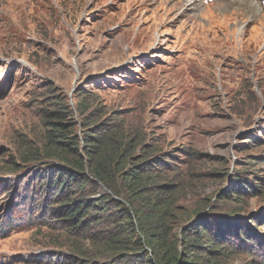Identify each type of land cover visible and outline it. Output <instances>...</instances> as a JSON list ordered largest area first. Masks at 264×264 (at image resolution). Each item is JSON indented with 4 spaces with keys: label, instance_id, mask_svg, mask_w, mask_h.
<instances>
[{
    "label": "rangeland",
    "instance_id": "1",
    "mask_svg": "<svg viewBox=\"0 0 264 264\" xmlns=\"http://www.w3.org/2000/svg\"><path fill=\"white\" fill-rule=\"evenodd\" d=\"M186 2L0 0V264L154 259L149 245L105 246L116 224L107 213L92 209L75 229L55 216L57 203L45 206L55 191L76 190L75 181L51 187L37 175L45 161L19 159L43 146L41 114L56 101L67 102L76 124L79 105L98 109L89 125L113 129L106 157L123 151L146 169L153 202V185L177 186L167 225L180 259L184 238L204 223L225 248H205L189 264H206L208 255L216 264H264V13L253 5L258 17L250 21L236 18L247 10L223 16L213 0L200 9ZM120 171L71 197H115V185L126 199Z\"/></svg>",
    "mask_w": 264,
    "mask_h": 264
},
{
    "label": "trees",
    "instance_id": "2",
    "mask_svg": "<svg viewBox=\"0 0 264 264\" xmlns=\"http://www.w3.org/2000/svg\"><path fill=\"white\" fill-rule=\"evenodd\" d=\"M85 100L84 95L82 101ZM77 110L81 116L77 124L67 102L56 101L51 110L42 113L41 119L45 125L43 146H29L26 155L19 160L41 163L45 161L42 173L37 175L51 187L57 185V189L69 181H75L76 190L83 189L86 185H91L94 178L107 184L106 176L116 167L122 170L120 172H124L122 177L130 195L125 199L115 185H110L109 188L115 197L107 196L92 200L80 198L77 201L71 197L76 190L68 187L63 193L55 191L45 204L47 208L52 203L58 204L55 216L61 217L62 222L70 223L73 228L78 229L87 225L86 217L92 209L107 213L109 219L116 223L115 229L106 231V235L100 239L105 246L117 252L127 249L143 251L145 245L151 246L154 250L153 261L144 258L139 260L140 264H189L191 257L201 259L205 248L207 251L211 249L214 253L218 248H225L226 243H218L215 235L202 223L198 226V231L184 238L183 247L187 250V259H180L179 244L172 238V232L167 225V219L172 214L171 209L176 202V197L174 199L173 197L177 194V186L171 183L153 185L152 189L159 198L153 202L152 197H148L151 194L148 192L151 186L148 185L149 176L144 173L146 169L130 161L131 157L123 151L118 153L116 150L113 157H109L110 160L106 157L105 149L111 143H108V137L113 131L109 127L110 123L93 128L89 124L94 120V116H99L98 109L87 113L88 109L84 110L79 105ZM77 130L82 132L81 136ZM127 161L131 167L125 172ZM18 168L17 166L12 171L16 172ZM87 170H90L93 178L88 177ZM138 202H142V205H136ZM125 229L129 231L127 235H124ZM215 258L208 255L203 262L216 264Z\"/></svg>",
    "mask_w": 264,
    "mask_h": 264
},
{
    "label": "bare ground",
    "instance_id": "3",
    "mask_svg": "<svg viewBox=\"0 0 264 264\" xmlns=\"http://www.w3.org/2000/svg\"><path fill=\"white\" fill-rule=\"evenodd\" d=\"M215 5H218V6H216V9H219V7L223 6L222 9H219L220 13H222L223 16H226L228 13L232 14V12L235 11L234 9H237L238 11H246L247 10L245 15L244 14L236 15V18L241 19V17H243V16H245V17L248 16V17L252 18L250 21H252L253 19L258 17V15L255 14L256 12H255L254 6H255V8L258 9V11L260 13H264V0H213V2L210 4V6H215ZM182 6H184L185 9H188L189 7L200 9L201 8V0H187V2ZM225 8H227V10H224ZM215 12L211 13L210 15H214ZM197 14L200 17L204 14H209V13L199 12ZM197 14L192 13V14H190V16L194 18V17H196ZM250 14H253V15L255 14V15L253 17H251L252 15H250ZM250 21H248L246 24L249 25ZM253 24H256V23L253 22Z\"/></svg>",
    "mask_w": 264,
    "mask_h": 264
}]
</instances>
